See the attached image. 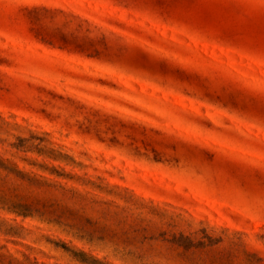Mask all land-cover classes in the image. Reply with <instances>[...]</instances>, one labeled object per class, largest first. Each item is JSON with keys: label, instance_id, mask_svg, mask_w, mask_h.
<instances>
[{"label": "rangeland", "instance_id": "374dc122", "mask_svg": "<svg viewBox=\"0 0 264 264\" xmlns=\"http://www.w3.org/2000/svg\"><path fill=\"white\" fill-rule=\"evenodd\" d=\"M0 264H264V0H0Z\"/></svg>", "mask_w": 264, "mask_h": 264}]
</instances>
